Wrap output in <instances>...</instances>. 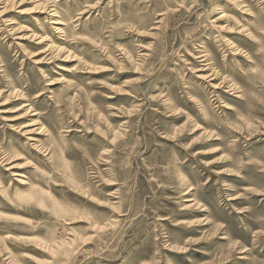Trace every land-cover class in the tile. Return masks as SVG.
I'll list each match as a JSON object with an SVG mask.
<instances>
[{"label":"rangeland","instance_id":"obj_1","mask_svg":"<svg viewBox=\"0 0 264 264\" xmlns=\"http://www.w3.org/2000/svg\"><path fill=\"white\" fill-rule=\"evenodd\" d=\"M0 264H264V0H0Z\"/></svg>","mask_w":264,"mask_h":264}]
</instances>
